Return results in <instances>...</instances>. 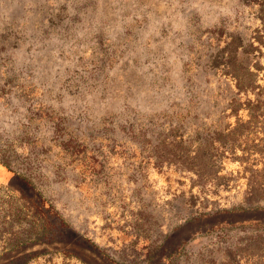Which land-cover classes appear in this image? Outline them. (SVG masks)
I'll return each instance as SVG.
<instances>
[{
    "label": "rangeland",
    "instance_id": "1",
    "mask_svg": "<svg viewBox=\"0 0 264 264\" xmlns=\"http://www.w3.org/2000/svg\"><path fill=\"white\" fill-rule=\"evenodd\" d=\"M216 211L179 264H264V0H0V264L155 263Z\"/></svg>",
    "mask_w": 264,
    "mask_h": 264
},
{
    "label": "trees",
    "instance_id": "2",
    "mask_svg": "<svg viewBox=\"0 0 264 264\" xmlns=\"http://www.w3.org/2000/svg\"><path fill=\"white\" fill-rule=\"evenodd\" d=\"M3 164L9 168V165H7L5 162H3ZM209 217L211 218V220L209 221L208 225L202 224L200 225L201 228H199L197 231H192L189 235V238L183 240L182 243H180V245L174 248V250L170 254L164 255L163 257L159 258L155 263L147 262L145 264H179V261L186 256L185 248L188 242L195 240V238H197L198 236H205L211 232L225 229L227 225L237 224L235 223V221L225 219L221 212L216 211L209 214L198 212L196 213L195 217L189 218L184 222V224H181L178 227H183L184 225L192 222L205 220ZM179 229L180 228H176V231H178Z\"/></svg>",
    "mask_w": 264,
    "mask_h": 264
}]
</instances>
